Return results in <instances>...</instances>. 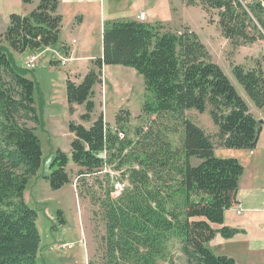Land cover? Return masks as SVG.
Segmentation results:
<instances>
[{
  "label": "trees",
  "instance_id": "obj_1",
  "mask_svg": "<svg viewBox=\"0 0 264 264\" xmlns=\"http://www.w3.org/2000/svg\"><path fill=\"white\" fill-rule=\"evenodd\" d=\"M60 1L38 0L29 16L12 13L8 28L0 33V264H37L41 245L37 211L25 199L29 181L37 177L42 163L36 84L4 42L20 53L56 44L63 23ZM187 4H200L207 12L218 10L222 35L234 48L264 40V6L259 0H189ZM263 63L264 58L252 66L233 64L232 68L260 109L264 108ZM104 65L132 67L143 75V113L178 122L170 131L181 129V146L172 147L168 139L158 142L161 135L154 137L151 126L145 132L137 129L140 137L134 143L121 138L132 118L129 109L116 113L114 127L103 114L89 127L70 121L71 158L57 150L45 176L52 188L70 182V159L83 169L81 173L89 174L112 157H119L120 166L130 165L131 186L117 197L111 195L112 187L101 201L106 226L102 264H159V260L177 264L168 248L174 238L187 264H238L230 256L216 255L209 242L216 234L232 238L241 231L224 223L225 212L238 204L244 169L236 158L216 156L215 148H256L262 125L247 102L197 32L188 26L172 31L161 21L124 19L105 23L103 54L82 81L66 80L69 111L84 105L83 120H90L94 112V87L102 83ZM209 107L218 128L213 134L187 117V110L203 113ZM129 146L130 153L123 155ZM193 158L200 161L198 165L192 164Z\"/></svg>",
  "mask_w": 264,
  "mask_h": 264
},
{
  "label": "rangeland",
  "instance_id": "obj_2",
  "mask_svg": "<svg viewBox=\"0 0 264 264\" xmlns=\"http://www.w3.org/2000/svg\"><path fill=\"white\" fill-rule=\"evenodd\" d=\"M189 0H105L104 13L106 19L118 18L128 19L136 17L142 10H146L156 19L165 23V26L178 31L188 27L197 32L202 41L213 56V61L220 65L225 74L230 78L238 93L247 102L248 106L258 113H264V108H258L246 92L244 86L237 80L233 73V64L253 65L254 61L264 58V40H258L253 44L243 45L234 48L231 42L221 34L218 25V10L205 11L200 4H187ZM38 0L25 3L22 0H0V33H4L10 23V14L17 13L29 16L36 8ZM98 7V9H97ZM82 9L86 16L85 24L80 36L77 29L72 30L69 37L71 42L74 38L77 45L83 40H88L92 44L93 51L100 45L98 42L99 32L97 21L102 15L101 5H87L83 8H72L62 1V12L64 14L63 23L65 33L72 29L76 19V10ZM155 13V15H154ZM150 14L145 22L154 21ZM61 40L50 46L27 50L25 53L14 51L7 42L4 45L11 52L16 64L24 67L23 61L26 56L40 54L36 59V67L28 70L27 78L35 81L34 92L35 105L41 119V126L37 128V135L40 139L42 149V163L37 177L29 181L25 191V198L28 204L37 211V225L41 234V245L37 256V264H102V237L106 233L105 221L103 219L101 201L106 197L107 192L113 187L112 196H119L127 187H130L129 169L130 165H121L119 157L108 158V162L103 167L96 169L92 173H81L82 168L78 167L71 159L67 171L70 182L59 189L50 186L44 176L50 174L51 165L60 148L71 158L72 140L74 134L69 132L68 125L64 124L63 116L66 108V70L68 66L56 63L51 64V60L63 58ZM49 47V46H47ZM56 49V51H54ZM61 58V59H62ZM106 75L104 71L103 85H96L93 95L95 109L90 120H83L81 113L85 112V106L79 105L76 119L86 127L103 113L106 122L115 123V115L121 109H129L132 112L131 121L127 125L121 138L128 141L138 140L136 131L142 128L147 131L151 126L154 129V137L161 135V142L168 139L172 147L180 149L181 129L172 133L170 130L177 127L178 122L163 116H147L143 113L145 101L144 77L135 68L122 65H107ZM264 69V63H263ZM56 100L51 106L50 102ZM187 117L203 127L206 132L213 134L218 128L214 124L210 114V107L203 113L196 109L187 110ZM264 129V128H263ZM48 130V132H47ZM164 131L166 136L161 133ZM261 133V132H260ZM263 141V140H261ZM262 143L257 144V167L258 176L263 177L264 172V148ZM262 147V148H261ZM242 149L219 147L217 156L229 157L231 152ZM261 150V152H259ZM244 151V150H243ZM130 153V146L123 155ZM122 160L125 156L121 157ZM200 161L192 159L193 165H198ZM120 163V164H119ZM169 183H173L171 180ZM235 218L238 221L239 218ZM259 239L264 241V230L258 229ZM256 230L249 228V235H255ZM64 243H74L75 246L67 249H59L58 245ZM169 251L177 264H187L186 256L181 251L179 240L174 238L169 243ZM260 256L264 258V246ZM262 258L256 260V264L261 263ZM159 264H168L167 261L159 260Z\"/></svg>",
  "mask_w": 264,
  "mask_h": 264
},
{
  "label": "crops",
  "instance_id": "obj_3",
  "mask_svg": "<svg viewBox=\"0 0 264 264\" xmlns=\"http://www.w3.org/2000/svg\"><path fill=\"white\" fill-rule=\"evenodd\" d=\"M62 1H65V4L70 6L71 8L73 6L83 8L84 6H87V5H97V6L101 5V9H102V15L100 19L97 21L98 22L97 28L100 34L98 42H100V45L96 51H93L92 44L89 43L88 40L84 39L83 42L79 45H77L78 42L75 38L71 42L69 41V37L72 35V30L77 29L76 32L79 35L81 31L83 30L86 16L83 13L82 9L79 8L78 10H76L78 14H76V19L74 21V24L72 25V29H70L69 31H66V33H65L66 29H65L64 23H62V29H61L59 39L62 41L61 45H62L63 51L65 52L66 56H64L63 58L61 57L62 59L57 58L56 60H51V64L56 65V63L58 62L62 65L68 66L66 70V74H67L66 80L68 77H70L76 83H80L82 79L84 78V76L87 74V72L93 67H95L94 60L103 54V32H104L105 23L107 21H116L118 20V18H113V19L110 18L109 20L106 19V16L104 13L105 0H61L58 10H59V13L62 14L63 19H64V14L62 12ZM142 12L146 14V17L150 18V14H151L150 11L146 12V10H142L140 13ZM138 15L131 19L138 20ZM152 17L155 20L150 21L148 23L155 24L156 22L160 21L159 19H156L154 16ZM124 19H119V20H124ZM46 48L50 49V46ZM54 51H56V49ZM31 55H36L37 58H39L40 56V54H31ZM31 55L26 56V58L24 59L23 61L24 67H25L26 59ZM263 55H264V52H262V56ZM248 66H252V65H248ZM108 67L110 66H107V65L103 66L102 81H104V71L106 75V70H107L106 68ZM100 84L103 85V82ZM95 87H94V91H96ZM66 99H67V95H66ZM54 102L56 103V100H53V102H50V105L53 106L55 104ZM65 106L66 108L68 106V109H66L67 111L65 112L62 121H64V124L66 126L68 125L69 127L70 121L78 122L75 115L77 111L79 110V105L75 106L74 113H70L68 102L66 103ZM250 111L253 113V115L258 120L260 119L263 120L258 144H260V142H263L262 147L264 148V129H263L264 128V113L260 112L257 114V112H254L251 108H250ZM82 114L83 113H81V115ZM110 124H111V127L115 126V123H110ZM69 132L71 131L69 130ZM219 147L221 146H217L215 148L216 156H217L216 150ZM257 147L258 145L256 146V148L252 150L242 149L238 151H229L231 152L230 155H233L232 156L233 158H236L239 160L244 170H243V174L240 176V179H239V190L237 194L238 204L234 205L233 207H231L225 212L224 225L232 227V228H237L241 231L237 233L235 236H233L232 238H224L220 234H216L213 237V239H211V241L209 242L210 248L213 250V252L216 255L230 256L234 258L238 264H256V260L258 258H262L260 256L261 249H262V243L264 246V241L263 242L260 241L259 239L260 237L258 233V229L264 230V172H263V177L261 176L259 177L256 172L257 155H258ZM259 152H261V150ZM221 158H227V157H221ZM68 165H70V161ZM238 208L242 209L241 213L238 212ZM235 216L236 218H239L238 221H235L236 219L233 218ZM214 227L220 228L221 225L215 224ZM249 228H253L254 230H256V234L250 236ZM62 242L64 243L65 241H62ZM261 263H264V258H262Z\"/></svg>",
  "mask_w": 264,
  "mask_h": 264
},
{
  "label": "built area",
  "instance_id": "obj_4",
  "mask_svg": "<svg viewBox=\"0 0 264 264\" xmlns=\"http://www.w3.org/2000/svg\"><path fill=\"white\" fill-rule=\"evenodd\" d=\"M263 6H264V0H259ZM146 14L144 12L140 13L138 15V20L139 21H142V22H145L147 19H146ZM37 59V56L36 55H31L29 56L26 61H25V68L29 69V70H32L36 67V61ZM238 212L241 213L242 212V209L241 208H238ZM75 244L74 243H63V244H59L58 245V248L59 249H67V248H71V247H74Z\"/></svg>",
  "mask_w": 264,
  "mask_h": 264
},
{
  "label": "water",
  "instance_id": "obj_5",
  "mask_svg": "<svg viewBox=\"0 0 264 264\" xmlns=\"http://www.w3.org/2000/svg\"><path fill=\"white\" fill-rule=\"evenodd\" d=\"M259 121V123L262 125V123H263V120L262 119H260V120H258Z\"/></svg>",
  "mask_w": 264,
  "mask_h": 264
}]
</instances>
